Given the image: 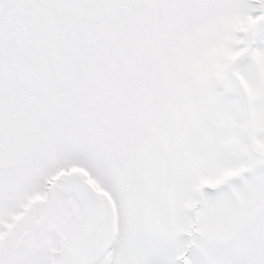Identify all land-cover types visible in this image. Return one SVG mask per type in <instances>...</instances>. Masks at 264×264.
Wrapping results in <instances>:
<instances>
[{"label":"snow or ice","instance_id":"1","mask_svg":"<svg viewBox=\"0 0 264 264\" xmlns=\"http://www.w3.org/2000/svg\"><path fill=\"white\" fill-rule=\"evenodd\" d=\"M0 264H264V0H0Z\"/></svg>","mask_w":264,"mask_h":264}]
</instances>
